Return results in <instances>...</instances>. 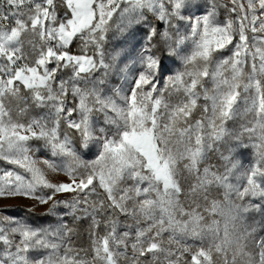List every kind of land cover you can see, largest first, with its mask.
I'll return each instance as SVG.
<instances>
[{
    "label": "snow or ice",
    "instance_id": "snow-or-ice-1",
    "mask_svg": "<svg viewBox=\"0 0 264 264\" xmlns=\"http://www.w3.org/2000/svg\"><path fill=\"white\" fill-rule=\"evenodd\" d=\"M200 8L0 0V200H29L48 218L0 208V264H264L249 224L259 215L264 232V0ZM110 34L122 40L111 49ZM177 60L183 70L161 87ZM68 216L90 221L87 247Z\"/></svg>",
    "mask_w": 264,
    "mask_h": 264
},
{
    "label": "rangeland",
    "instance_id": "rangeland-1",
    "mask_svg": "<svg viewBox=\"0 0 264 264\" xmlns=\"http://www.w3.org/2000/svg\"><path fill=\"white\" fill-rule=\"evenodd\" d=\"M193 2L195 4H199L201 6L200 11H205L207 9L208 3L210 2V0H193ZM193 11H197L195 8L193 9ZM226 14L223 13L222 11L218 13V19H223L224 16ZM159 27L161 30H163L164 25L161 22L159 24ZM183 31V29H182ZM145 35V30L140 28L137 31H135L130 37H129V41H128V47L133 49L132 51V55H135V52L138 51L139 49V42L143 41V37ZM119 43H122V40H118L116 35L110 34V39L108 41V48L111 49L114 46H118ZM135 46V47H133ZM189 50H190V46H189ZM169 69L170 71L168 72V74L164 77V81H161V87L163 86L164 82L167 80V76L168 75H172L178 71L183 70L182 69V65L181 63L177 60L175 63H169ZM209 87H211V85H208ZM167 95V93H166ZM173 101H175V96L172 97ZM32 114H35V112H33ZM247 119H251V117H247ZM241 121H237L235 124H233L232 122H229V127L234 128V129H238L239 125H240ZM245 139H247L245 137ZM97 151V149H93V152ZM238 156L236 157L239 161V163L241 164L242 167H247L252 163V150L251 149H247V150H238ZM39 156L41 157H46L48 154L46 152L41 151L40 153H38ZM208 163L209 164H213V165H219V160H218V153H210L209 154V159H208ZM49 178L53 179V178H59V179H63V177H53L52 174H49ZM182 183H185L184 181H182ZM185 192H187V184H185ZM222 197V193H217L215 190L211 193L210 199H220ZM182 201L185 203V206L187 207L189 201H190V197L184 196L182 195L181 197ZM202 206H203V201H198ZM32 202L26 199H9V200H0V208H5L7 207L9 209V211L6 213L8 215L11 216H16V217H20L21 219L24 220H30L34 225L40 226V225H46L48 223V218L45 217L44 213L46 211V209L44 207H35L32 208L31 207ZM26 212H31L33 213L34 216H28ZM35 218V219H34ZM66 224L69 228H71L74 232V235L76 236V232L79 229L78 232V239H83L85 240V245L87 247L88 245V238H87V230L89 227V223L90 221L88 220H83V221H74L72 219L71 216H68L66 219ZM249 224H252L253 227L256 228V232L255 235L253 237V239H259L261 236H264V232L260 231V224H261V217L259 215L253 214L250 218H249ZM82 235H84V237H82ZM74 236V240L75 243L77 245L78 240L76 239V237ZM81 241V240H79ZM243 241H241V244L237 247L228 249V255L229 258H231L233 252H239L240 248L243 247ZM249 246H251V241H249ZM195 247H197V245H194L193 250H195ZM249 250H251L249 248ZM215 259V264H224V257L223 255H215L214 257ZM238 264H247V257L241 258L238 261Z\"/></svg>",
    "mask_w": 264,
    "mask_h": 264
},
{
    "label": "trees",
    "instance_id": "trees-1",
    "mask_svg": "<svg viewBox=\"0 0 264 264\" xmlns=\"http://www.w3.org/2000/svg\"><path fill=\"white\" fill-rule=\"evenodd\" d=\"M79 48H80L79 43H75L72 47V51L73 52H79ZM198 115H199V110H197V112H196L197 117H198ZM26 213L28 216H34L33 213H31V212H26ZM78 232H79V229L76 232V236L74 235L76 237V239L78 240L77 246L86 247L85 243H87V242H85V240H83V239H78ZM86 234H87V232H86ZM82 237H84V235H82ZM79 240H81V241H79Z\"/></svg>",
    "mask_w": 264,
    "mask_h": 264
}]
</instances>
